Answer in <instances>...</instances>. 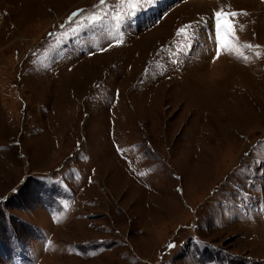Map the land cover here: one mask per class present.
<instances>
[{"label":"rangeland","instance_id":"374dc122","mask_svg":"<svg viewBox=\"0 0 264 264\" xmlns=\"http://www.w3.org/2000/svg\"><path fill=\"white\" fill-rule=\"evenodd\" d=\"M0 264H264V0H0Z\"/></svg>","mask_w":264,"mask_h":264},{"label":"snow or ice","instance_id":"6c2138e0","mask_svg":"<svg viewBox=\"0 0 264 264\" xmlns=\"http://www.w3.org/2000/svg\"><path fill=\"white\" fill-rule=\"evenodd\" d=\"M238 15L237 13L225 14L223 12L216 13V28L219 32L221 29L224 30V34L232 31V25L229 22V16Z\"/></svg>","mask_w":264,"mask_h":264},{"label":"bare ground","instance_id":"6f19581e","mask_svg":"<svg viewBox=\"0 0 264 264\" xmlns=\"http://www.w3.org/2000/svg\"><path fill=\"white\" fill-rule=\"evenodd\" d=\"M194 4H195V3H194ZM194 4H193V5H194ZM191 5H192V4H191ZM196 5L199 6L200 4H199V3H198V4L196 3Z\"/></svg>","mask_w":264,"mask_h":264}]
</instances>
